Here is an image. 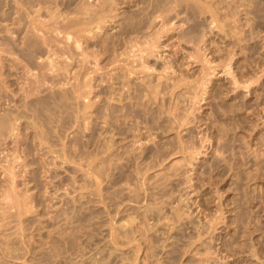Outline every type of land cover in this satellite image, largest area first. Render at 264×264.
<instances>
[{"label": "rangeland", "instance_id": "obj_1", "mask_svg": "<svg viewBox=\"0 0 264 264\" xmlns=\"http://www.w3.org/2000/svg\"><path fill=\"white\" fill-rule=\"evenodd\" d=\"M8 1L10 0H0V48L6 46L3 45L4 41L6 42L4 39L11 35L7 31H3L6 29L5 25L11 22L4 14V10L7 8L5 3ZM12 1L15 2V0L10 2L16 3ZM232 2L234 4L235 1L232 0ZM236 2L233 9L235 13L229 14L227 18V23L231 22L230 26L233 29L225 25V20H221L222 22L219 21L221 31L219 32V27L211 31L212 24H209L211 13L206 12L207 16L201 14L202 17L197 18L200 21L206 18L203 28L207 27L205 28L207 33L206 36L203 35L204 40L192 45L185 41L180 42L174 36L164 43H169V46L167 45L163 52H160L162 57L152 58L151 64L155 63L157 69L151 72L149 78L151 77L154 83L158 80L157 76L159 74L161 76L162 68L169 63H175L176 73L173 72L172 74L171 71L173 70L169 73L172 74V78H176V75L178 78L180 76L179 79H182V76L184 79L187 78V80H181L183 86L180 85V88H176L175 94L166 93L164 106L161 107V104L151 105L155 109L153 110L156 117L161 114L168 120L163 122V125L167 128L161 125L162 119H158V122L156 118L155 123H152L143 116L142 121L139 119L140 122L134 120L132 122L136 123V127H140L134 132L137 133L135 134L136 137L132 135L125 141L122 140L121 142L119 140L118 136L115 135L114 127L106 124L109 119V115H107V113H110L109 106L120 103L115 100L118 95L112 98L113 101L108 97L110 86H116L112 80L108 81L109 75L106 74L107 69H113L114 65L112 64L109 65L110 69L96 72L99 77L95 73L93 75L96 76L97 83L94 79L95 91L90 97L91 101L96 102H93V106L88 111L87 119L84 121L87 126L85 123L83 124V120L81 121L83 125L78 126L75 121V113H73L71 107L66 112V108L63 111V109H59V106L51 105L54 104L51 103L50 108L48 106L45 109V113L50 112L49 109L51 110V107H53L51 112L47 114L48 116L51 114L50 117L55 119L54 122L51 120L48 123V128L52 135L54 134L47 140L51 146L53 144L52 147L49 144L46 145L47 142L43 145V143L40 144L38 140L34 139L33 133L37 130L39 132L40 129L38 128L40 127L23 131L20 128L24 125L19 127V132L22 133H19L20 138L27 136L25 131L34 130L32 137L28 135L27 138L25 137V139L18 142V140L13 141L16 140L14 139L16 135H12V138H7V142L5 140L4 142L0 141V143L2 142L0 146V264H264V98L260 99V102L255 95L257 92L250 93L246 88L232 90L233 88L228 80L229 75L225 73L226 67H224L223 61L229 48L232 47V45H229L230 38L227 32L231 30V32L240 31L244 36L241 42L244 47L247 48L256 41L260 48L258 49L259 52L252 54L253 52L248 49L243 48L244 51L239 46L234 47L233 52L237 56L234 59H238V61L233 64V69L239 77L242 76L246 70L244 66L246 58L250 61L252 59V61L255 60L253 62L255 66L250 64L249 73L240 77V79L245 77L247 79L249 76L255 79L258 78V75H262L260 77L264 79V0H236ZM126 5L128 4H122L123 8H120L121 15L127 14L122 13L127 9ZM238 5L241 7H238ZM130 9H133V7ZM1 14L6 16L3 17ZM15 15L16 13L12 14V16ZM183 15L185 14L183 13L175 18L177 29L173 32L181 31L185 28L183 24L187 26L192 22ZM183 19L185 20L182 21ZM6 20L8 23H6ZM203 28L202 30H205ZM118 30L117 22L110 25L106 33L102 31L101 34L105 37L108 34H116ZM92 47L93 50H98L97 47ZM198 48L213 61L211 63L213 68L209 70L211 74L207 75V78L211 79H205L206 83L204 85L199 83L202 79L201 75L204 73L202 67L205 66L203 62L205 60L195 62L193 57H189V52H195ZM89 49V51L92 50L91 47ZM176 50H178V53H176ZM0 53L1 57L4 56L1 60H5L3 62L7 63L11 62L7 58H12L18 54L13 52L12 56H10L11 53L7 56L8 53L1 51ZM179 56H181L180 60H182V56L185 58V60L183 59V65L177 60ZM109 60V57L102 56L100 66L108 65ZM218 62L223 64L220 65ZM206 66H210V64ZM3 69H1L2 73L4 72ZM76 69L78 70L79 67L76 66L72 70L71 76L65 75L63 77L64 82H68L70 78L71 84L75 80L72 76ZM207 69L208 67L204 71ZM20 70L22 71V68ZM110 71L114 72V69ZM22 75V78L18 79L20 80L19 86H24L26 81L24 79L26 74ZM141 75L144 74L141 73ZM5 76H7L6 73H3L2 76L0 75V79H5ZM11 78H13V75ZM164 78V76H161L162 80H165ZM259 78L253 86H259L262 83V79ZM198 79L200 80L198 81ZM196 80L199 83H196ZM68 84L63 88H66ZM49 85H45L44 90L38 96L45 95L53 90L52 86ZM13 86L11 87L14 89ZM55 87L56 90L61 88L58 85ZM259 88V91L263 92L264 84L262 83ZM16 90L18 91V89ZM7 91L11 96L10 88ZM12 91L14 96L15 91ZM236 92H239L238 97L235 96ZM194 95L195 97L198 95L199 98H194ZM4 98H0L1 115L5 109L14 107V100L18 97L14 96L13 102H9L7 98ZM18 102L21 101L18 100ZM244 102H248V107L243 106ZM254 102L258 105L256 106L257 110L254 108L255 105L251 106ZM94 103L96 104L94 105ZM176 103H178V107H176ZM169 105L172 107H169ZM229 108L234 111L229 110ZM252 110H255L254 113H252ZM54 111H57L58 115ZM172 111L173 113H171ZM186 114H190V116ZM240 115L250 116L256 121L255 124L252 123V125L249 124L250 126L242 127L239 119ZM104 116L105 119L107 118L106 120ZM175 116L179 119L181 117V120L182 116H188L185 119L189 120L190 118V122L188 123L187 120L185 123L184 119L183 122L178 123ZM63 117L67 118V122L64 123L66 127L61 122V120L64 121ZM173 118L176 120L174 123ZM27 119L30 120L31 118H23V120ZM145 121L150 123L146 124ZM60 126L63 130L60 129ZM231 127L234 128L231 129ZM45 128L44 130H46ZM258 130L259 132L256 134ZM58 131H63V134L60 133L62 137ZM260 136L261 138L263 136V138L260 142H257L255 137L260 138ZM117 138L120 143L113 140ZM139 138L141 142L137 140ZM33 139L35 143L32 141ZM50 139L52 140L50 141ZM26 141L33 143L31 151L26 149ZM63 142L66 146L62 144ZM145 152H148L147 156L149 157L143 156ZM6 153L9 155L4 157ZM16 154L19 156L18 161L13 157ZM25 164L27 165L25 166ZM13 166H15V170H21L17 171L22 174L20 173L21 175L16 178L15 191H4L7 184H9V182L7 183L8 176L5 175L7 173L5 168ZM24 169H27V171ZM139 170L140 174L138 173ZM22 175L26 176L23 177ZM99 189L101 190L99 191ZM8 192L12 193H9V195ZM27 197L28 199H26ZM29 235L32 236V239ZM113 235L116 236V241L112 239Z\"/></svg>", "mask_w": 264, "mask_h": 264}, {"label": "bare ground", "instance_id": "obj_2", "mask_svg": "<svg viewBox=\"0 0 264 264\" xmlns=\"http://www.w3.org/2000/svg\"><path fill=\"white\" fill-rule=\"evenodd\" d=\"M10 1L6 2L5 3L6 5L4 4L5 7L7 6L6 10H4L5 11L4 14L7 15L6 18L9 19L11 22L9 21L10 23L9 24H6V23H8V21L6 20L7 21L5 23L6 24L5 25L6 29L3 30V31H5V32L7 31L11 35H10V37H7L6 39H4V40H6V42L4 41L5 44L3 42L2 43H3V45H6V46H4L3 48L1 47L0 48V51L3 52V53L5 52L6 54L8 53L7 56H9L10 53H11L10 56H12V53L13 52L14 53L17 52L18 54H17V56H14L12 58H7V59L11 60L10 63H7V62H3L5 60H3V61L1 60V59H3L2 57H4V56L1 57V53H0V75L2 76L3 73L4 74L6 73V75H7V76H5L6 78L4 77L6 79V81H5V79H0V98L2 99V97L3 98L5 97V98H7L9 100V102H11L12 100H14V96L15 97H18V98L14 100L15 103H14V107L13 108H7L2 113V115L0 114L1 115L0 116V141H3L4 142V140H5V142H7V138L8 137L9 138H12L11 137L12 135H16L15 138H14L16 140H13V141H17L18 140V142H20L19 140L25 139V137L27 138L28 135H29V137L30 136L32 137V133L34 132V130L33 131H25L27 136H24V138H20V134H22V133H20L21 131L19 132V127L24 125L23 126L24 129H23V127L20 128L23 131L26 130V129H29V128L30 129H36L37 127H40L38 129H40L41 132L39 131L40 132L39 133L38 130H37V132L33 133L34 134L33 137H34L35 140H38V142L40 144H42V143H43V145L49 144V146H51V145H50V142L49 143L47 142V140H49V138L51 136H53L54 134L52 135L50 129L48 128V123H50L51 120L53 121L55 119L53 117H50L51 114H50V116L47 115L48 113L51 112V110L53 109V107H51L52 108L51 110L49 109L50 112H47V114L45 113V109H47L48 106L50 108V104L51 103H54V104H51V105H57V107L59 106V109H61V110L63 109V111L66 108V110H67L66 112H68V108L71 107L73 109V113H75V115H74L75 116V119H76L75 121L78 123V126L83 125L85 123L84 121L87 119V114L89 113L88 111H89L90 107L93 106V102H96V101H91V97H90L91 94L95 91V87H94V84H93L95 81L93 82V80L98 75V73L96 75V72L101 71V70H104V69L106 70L107 68H109V65H112V64L114 65V67H112L114 69V72L110 71V70H113V69H110V68H109L110 70L107 69V73H106V71H104L107 75H109L108 81L109 80H112L113 84L116 85L115 87H113V85L110 86L111 89H108L109 90L108 91V94L110 92V95L108 97H110L112 99V98L115 97V95H116V97L118 95V97L115 98V100H118V102H120V103L119 104H113V105L111 104L110 106L108 105L110 107V109H109L110 110V113H107V115H109V119L106 121L107 123L106 122L105 123L106 124H109V126L114 127L115 135L118 136L119 140H121V142H122V140L125 141L128 137L130 138L132 135L135 136V134H137V133H134L135 130H138L137 128H140V127H136V125H135L136 123L134 124L132 122H133V120L135 122H140L139 119L141 120L143 116H144V118L146 120L151 121L152 123H155V121L156 120L158 121V119H162V124L161 125H163V122H165V120H167V119H165V117H163L161 114L156 117L155 116V112H154L155 109L152 108L151 105L152 104H156V105H160L161 104L160 105L161 107H162V105L164 106L165 95H167L168 92H171V93L175 94L176 93V91H175L176 88H178L180 85H182L181 80L184 79V78L182 76L181 77L182 79H179L180 78L179 75H178L179 78L177 77V75L175 76L178 79L172 78L173 77L172 74H173V72H175V66H174L175 63L174 64H170L169 63V64H166L162 68V71H161L162 73L160 72L161 73V76H164L165 77L164 78L165 80H162L163 77L161 79V76L159 74V76H157L158 77L157 78L158 79L157 82L154 83L153 82V79L151 77L149 78V76L152 74L151 72H153L154 70L157 69L155 67V65H154L155 63L154 64H151L152 58H154V57L158 58L159 56L162 57V55L160 54V52L162 53L163 52V49L169 44V43L168 44H164V43H166L167 41L171 40L174 36H176V39H178V41H180V42L185 41L186 43H191L192 45L193 44H198L202 40H204L203 35L206 36V33H207V32H205L206 31L205 28H207V27L203 28L206 18L204 17L205 20L202 18L204 21L203 20H201V21L200 20H197V18L199 16H201V14L203 16H205L206 15V12L207 13L208 12L211 13L210 14L211 20H210V23H209V24H212L211 25V29H212L211 31H214V29L217 28V27H219V29H218L219 32L221 31V28H220L221 26H219V21L222 22V21L225 20L224 21L226 23L225 25L229 27L231 22L230 23L229 22L227 23V21H228L227 18L229 16V14L232 15L233 13H235V11H233V9L235 8L234 4L236 2V0H233V1H235L234 4H233L232 0H211V2H209L210 0H208V1H205V0H80V1H77V0H15L16 3L14 1H12V2L15 3V4H13ZM122 4H128V5H126L127 6V9H125L124 11H122V13H127V14L121 15V12L119 11L120 8H123L122 7ZM236 4H237V2H236ZM262 4H263V2H262ZM241 6H242V4H241ZM241 6L238 5V7H241ZM129 7L130 8L133 7V9H130ZM2 9H4V8H2ZM1 13H3V12H1ZM13 13H16V15L15 16H12ZM183 13L185 14L183 16H185L186 18L190 19L192 22L189 23L187 26H185V24H183V26L185 28H183L181 26L183 28L181 31H179V32H173V30H176L177 29V27L175 25L177 23V22L175 23V18H178V16H181ZM1 15H3V14H1ZM6 15H3V17H5ZM3 17L1 16V18H3ZM198 19H200V18H198ZM251 19H253V18H251ZM3 20L5 21V18ZM184 20L185 19H183L182 21H184ZM247 21L249 22V20H247ZM117 22H118V26H119V30L117 31V33L116 34H113V35H111V34L109 35L108 34L105 37H103V34H101L102 31H103V33H106L107 28L110 25H113V24H115ZM158 24H160V25L158 26ZM220 25H222V24H220ZM201 27L203 29H205V30H202ZM222 31H224V30H222ZM231 31L230 32L228 31L227 33H228V36L230 38V44L229 45H232V47L229 48V51L226 54L225 59H223V61H224V67H226L225 68V73L227 75H229L228 76L229 77V79H228L229 80V84L233 88L232 90H237L239 88H246L250 93L257 92V94H255V95H256L257 100L260 101V99H263L264 98V89H262L263 92H260L259 91L260 85H262V83L264 84V79L261 78L262 75H258V78L261 76L260 78L262 79V83H260L259 86H256V85L253 86L254 83L258 82V78L253 79L254 77L252 78V77L249 76V78H247V79H245L246 77L240 79V77L245 76L246 74L249 73L250 66L251 65L252 66H255V64L253 65V62L255 60L252 61V59H251V61H250V60H248V58H246L247 60H246V62L244 64L246 70L244 69L245 72H243L244 74H242V76H240V77L237 75V73H235V71L233 69V64L238 61V59L237 60L234 59L235 57L237 58V56H235L236 54L233 52L234 47H238L239 46V48H241V49H243V48L248 49L251 52H253L252 54H254V53H257V51L260 48V46H259V44L256 41L255 42L253 41L254 43H251L249 47L248 46H247V48H246V46L244 47L242 45V43H241L243 41V39H244L243 38L244 36L242 35V33L240 31H236V30L233 31V32H231ZM246 35L248 36V34H246ZM251 37H252V35H251ZM255 38H256V36H255ZM245 41H247V40H245ZM0 43H1V41H0ZM92 46L97 47L98 50H93L94 48ZM219 46H220V44H219ZM221 46H223V45L221 44ZM90 47L92 48L91 51H89L90 50L89 49ZM208 48H209V46H208ZM205 49H207V48H205ZM220 51H217V52H220ZM234 51H236V50H234ZM176 53H178V50H176ZM189 53H190L189 57H193V59L195 60V62L196 61L197 62H201V61L205 60V61H203L205 63V66L202 67V70H203L204 73H202L203 75H201V77H202V79L200 78L201 79V82L199 83L196 80V83H199L200 85H204L206 83V80L205 79H208L207 78V75L211 74V72L209 70H211L213 68L212 65H211V63L213 61H211L206 56V54L200 50V48H198V50L195 51V52L192 51V52H189ZM2 55H5V54H2ZM101 55L102 56L105 55V56H107V57L110 58V60H109L110 62L107 63L108 65L100 66V60H101V57H102ZM250 56H251V54H250ZM180 57L181 56H179L177 60H179V62L181 63V65H183V63H184L183 59L185 60V58H184V56H182L183 58H182V60H180ZM4 59H6V58H4ZM121 61H122V63H121ZM1 62H3V63H1ZM222 62H221V64H223ZM206 63L207 64H210V66H206L207 65ZM89 65H92V66H89ZM76 66L79 67V69L78 70L76 69L75 72L73 73V76H72V77H74L75 80L73 82L71 81L72 82L71 84H70V81H69L70 78L68 79V82L67 81L64 82V80H63L64 78L63 77L65 75L66 76H71V72H72V70ZM207 67H208V69L206 71H204ZM21 68H22V71L20 70ZM1 69H3V71H4L3 73L1 71ZM171 70H173V71H171ZM170 71L172 72V74H169V73H171ZM21 72L24 75L26 74L25 75L26 77L24 76V79H26V81L24 83V86H22V85L19 86L20 85L19 84L20 80H18V79L19 78H22L21 76H23L22 74H20ZM94 73L96 75L95 77L93 76ZM141 73H143L144 75H141ZM12 75H13V78H11ZM97 77H99V75ZM186 77H188V76H186ZM135 78H136V80H138V79L139 80L136 81ZM105 79H106V77H105ZM200 79H198V81ZM210 79H208V80H210ZM95 80H96L95 83H97V78ZM184 80H187V78H185ZM184 80H182V81H184ZM208 80H207V82H208ZM50 81H51V83H50ZM103 81H104V79H103ZM191 83H192V81H191ZM21 84H22V82H21ZM47 84H50L52 86L53 90H50V92H48L45 95L38 96V94L40 95L42 93V91L44 90L43 88ZM66 84H68L67 86H70V85L71 86L70 87H67L66 86V88H63ZM13 85H15V86H13ZM57 85H58V87H61L60 90H58V89L56 90V87L55 86H57ZM11 86H13L15 88L13 89ZM196 86L198 87V85H196ZM8 88H10V92L12 94L11 96H10L9 91H7ZM11 89L14 90V91H15V89H18V91L17 90L16 91L19 94L15 91L14 96H13V93H12L13 91ZM45 90H46V88H45ZM15 94H18V95L16 96ZM238 94H239V92H236L235 93V96L238 97ZM184 96H186V95H184ZM194 98H197L198 99L199 97H198V95L196 97L194 95ZM18 100H20L21 102L19 103ZM179 100H180V97H179ZM179 100H175V101H179ZM112 101H113V99H112ZM197 102H198V100H197ZM255 102H257V101H255ZM255 102L251 106L255 105L254 108L256 109V106H258V105H256ZM17 103H19V104H17ZM95 104L96 103H94V105ZM257 104H259V103H257ZM181 105H179V106H181ZM194 105H195V103H194ZM243 106L248 107V102H244L243 103ZM169 107H172V106L169 105ZM176 107H178V103H176ZM187 107H188V105H187ZM55 108L56 107H54V109ZM192 109H193V107H192ZM56 110H57V108H56ZM172 110H173V108H172ZM179 110H180V108H179ZM229 110H231V109L229 108ZM231 111H234V110H231ZM254 111L252 110V113H254ZM55 113L57 114V111ZM171 113H173V111ZM184 113H183V115H184ZM190 114H186V115H189L190 116ZM231 114H232V112H231ZM177 116H175V119L178 120L177 121L178 123L183 122L184 119H185V117H186V116L185 117L182 116V120H183L182 121L181 120V117L179 119V118H177ZM24 117L25 118L26 117L27 118L30 117L31 119L30 120L27 119L28 121L27 120H23ZM88 117H89V115H88ZM90 118H92V117H90ZM104 119H105V116H104ZM136 119H138V121H136ZM175 119L173 120V123H174V121L176 122ZM239 119H240V121L242 123L241 124L242 127L244 126V128L247 127V126H250L249 124L252 125V123L255 124V122H256L254 119H252L248 115L247 116L240 115ZM82 120H83V124H81V121ZM187 120L188 119H185V123L187 122ZM189 120H190V118H189ZM189 120H188V123L190 122ZM61 122L63 124L66 123L67 122V118L65 117L64 118V121L61 120ZM146 122L147 121H145V123ZM158 122H157V124H158ZM88 123H89V121H88ZM149 123H146V124H149ZM38 124H39V126H38ZM58 124H59V122H58ZM85 125H86V123H85ZM181 125H184V124H181ZM63 126L66 127L65 124ZM137 126H139V125L137 124ZM170 126H171V124H170ZM175 126H174V128L177 127V126L176 127ZM179 126H180V124H179ZM44 127H46L45 128L46 130H44ZM153 127H154V125H153ZM165 128H167V127H165ZM168 128H169V125H168ZM172 128H173V126H172ZM232 128H234V127H231V129ZM60 129L63 130L62 126H60ZM55 131H56V128H55ZM139 131L141 132L140 129H139ZM258 132H259V130L256 132V134ZM60 133L63 134V131L62 132L60 131L59 132V135H60ZM59 135H57V136H59ZM178 135L180 136L179 133H178ZM59 137H58V139H59ZM118 138L117 139H113V140L114 141L116 140V142L118 143L119 142L118 141ZM152 138H153V136H152ZM255 138H256L257 142H260L262 140L263 136H262V138H261V136H260V138L259 137H255ZM34 139L32 141L35 143V140ZM51 140L52 139H50V141ZM137 140L140 141L141 139L139 138ZM114 141H113V143H114ZM45 142H47V143H45ZM1 143H0V146L2 145ZM26 143H27L26 149H28V151H31L33 149V145H32L33 143L32 142H29L28 143L27 141H26ZM36 144H38V143H36ZM51 144H52V142H51ZM62 144H64V142ZM182 144L183 143L181 142V145ZM156 145H158V143H156ZM181 145H179V146H181ZM52 146H53V144H52ZM247 146H249V145H247ZM183 147H185V146H183ZM178 149H179V147H178ZM148 151H149V149H148ZM176 151H177V149H176ZM52 152H54V151H52ZM16 153H17V151H16ZM147 154H148V152L147 153L145 152V154L143 156H147ZM8 155L6 153V156H4V157H7ZM42 155H44V154H42ZM143 156H142V158H143ZM13 157L17 161L19 160V156L17 154L15 156H13ZM147 157H149V156H147ZM165 158H166V156H165ZM41 160H43V159H41ZM141 160H143V159H141ZM21 161H20V163H21ZM189 164H191V163H189ZM9 165H8V167H9ZM26 165L27 164H25V166ZM141 166H142V164H141ZM152 166H153V164H152ZM8 167L5 168V170L7 169V171H6L7 173L5 172L6 173L5 175L8 176V178L7 177L6 178H7V183L9 182V184H7V187L4 189V191H13L14 190L15 183H16V178L19 175H21L22 173L19 172V171H21L19 169H17L19 171L15 170V166H13L11 168H8ZM22 167H24V165H22ZM153 168H154V166H153ZM155 168H156V166H155ZM149 170H150V168H149ZM25 171H27V169ZM138 173L140 174V170H139ZM138 173H136V174L138 175ZM142 173H143V171H142ZM179 173H180V171H179ZM24 176H26V175H24ZM34 176L36 177V175H34ZM156 177H157V175H156ZM169 177H171V176H169ZM40 179H42V178H40ZM4 185H6V184H4ZM141 186H142V184H141ZM100 190L101 189H99V191ZM9 193H12V192H8L7 194H9ZM30 197H32V196H30ZM21 199H23V198H21ZM26 199H28V197ZM6 200H8V199H6ZM9 200H10V198H9ZM6 207H9V206H6ZM159 209H160V207H159ZM19 217H22V216H19ZM174 217H175V215H174ZM130 218L132 219V216ZM135 218L137 219V217H135ZM135 218H134V220H135ZM169 222H171V221H169ZM137 231H138V229H137ZM29 236H31V235H29ZM114 236L115 235H113L112 239L116 241V239H115L116 236L115 237ZM37 237H39V236H37ZM6 238H8V237H6ZM31 239H32V236H31ZM4 242H5V240H4ZM5 252H3V253H5Z\"/></svg>", "mask_w": 264, "mask_h": 264}]
</instances>
